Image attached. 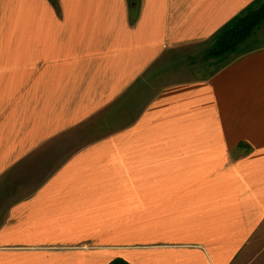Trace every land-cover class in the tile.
Masks as SVG:
<instances>
[{
    "label": "crops",
    "instance_id": "obj_1",
    "mask_svg": "<svg viewBox=\"0 0 264 264\" xmlns=\"http://www.w3.org/2000/svg\"><path fill=\"white\" fill-rule=\"evenodd\" d=\"M251 1L214 0L210 7L216 14L213 20L205 22L200 38H208ZM21 4L28 11V0H22ZM19 10V2L6 0L2 4L0 0V74L4 79L9 77L0 80L1 95L8 98L3 100L7 103L4 111L10 113L14 106L32 103L27 117H15L17 126L23 127L18 132L25 130L30 136H36L43 123L49 125L48 136L35 141L36 156L39 154L38 157L46 160L39 168L46 164L48 168L55 167L52 164L58 159L61 162L40 179L36 175L43 169L35 167L21 170L20 179L17 176L11 180L10 185L16 184L17 189L0 197L9 201L3 210L0 203V215H4L0 219V238L13 244H0V248L19 249L24 247L20 242L35 243L36 233L56 226L52 221L58 217H64L63 224L77 226L84 207L92 204L98 221L106 227L101 237L109 242L86 241L79 246L86 251L100 248L111 252L105 262L120 257L133 264H149L126 252L164 246L168 240L161 242L163 238L179 237L182 231H193L190 235L200 238L199 245L212 250L222 264H228L235 257V253L226 254L228 248H243L249 240L253 247H259L258 242L264 239V55L259 57L251 52L239 56L202 81L203 92H210V96L194 100L190 107L188 104L178 120L173 118L174 109L170 113L162 111L164 101L158 102V95L143 106L134 123L117 127L118 130L100 140L93 138L97 130L93 126L84 133L77 130L83 115L92 119L102 115L100 119L105 116L107 122L114 116L115 120L118 109L114 108L115 104L120 100V107H124L120 97L129 94L127 91L133 82L142 79L140 61L159 58L157 55L164 45L193 39L194 27L186 29L185 25L194 18V10L181 24L170 23L163 15L157 20L153 10H148L141 21V31L150 36L146 29L152 27L154 20L160 27V34L148 47L133 43L125 32L124 43L120 36L111 40L114 44L109 48L104 42L103 53L84 52L81 44L69 41L60 60L51 58V51L48 59L36 58L35 12L29 20ZM48 18L46 34L50 27L59 24L53 9ZM62 24L68 26V22ZM104 24L111 28L108 23ZM26 25L27 29L21 33V27ZM82 25L86 24L81 23V29ZM30 38L34 42L31 48ZM120 39L122 46L116 47ZM43 52L45 55V47ZM20 55L24 57L23 62H19ZM46 65L47 69H42ZM235 86L236 98L229 97ZM112 111L113 116H106ZM160 118L172 120L175 141L172 146L155 145L154 135L163 134L151 126L158 128ZM69 128L72 132L67 136L60 134ZM186 130L193 133L189 140L185 138ZM85 133L87 144H84ZM41 135L37 134L39 138ZM73 137L75 144L70 143ZM27 149L32 147L20 150ZM170 151V172L162 170L164 165L156 167L163 158L161 153ZM21 153L15 163L24 154ZM100 160L98 169L92 167L91 163L95 166ZM15 163L0 173L10 169L8 176L16 174L12 171ZM86 167H91L89 173H85ZM99 168L102 169L100 176L97 175ZM105 190L106 199L118 207L111 214L114 220L109 218L107 224L105 219L101 221L103 216L97 201L93 203L96 195ZM261 252L262 248L257 250L253 263L264 264L258 257Z\"/></svg>",
    "mask_w": 264,
    "mask_h": 264
},
{
    "label": "rangeland",
    "instance_id": "obj_2",
    "mask_svg": "<svg viewBox=\"0 0 264 264\" xmlns=\"http://www.w3.org/2000/svg\"><path fill=\"white\" fill-rule=\"evenodd\" d=\"M15 1L19 2L20 14L29 18V20L32 17V13L35 12L36 58L48 59L51 51L50 57H57L58 60H60L61 52L67 48V43L69 41L74 44H76V42L81 44L84 47V52L93 51L103 53L104 47L102 44L104 42L106 43L105 47L109 48L114 44L111 40L120 36L122 43H124L125 38H127L125 37V32L131 37L133 43H144L145 46L148 47L149 42L152 44L154 38L160 34V27L157 22L159 16H165L169 19L170 23L178 22L181 24V22L185 21L194 10V18L185 25L186 29L194 27L193 39L184 42L180 41V43L168 46L164 45L157 55L159 58H152L148 62H143V60L140 61V66H143L144 72L143 75L140 76L142 79L133 82L130 90L127 91L129 94L120 97V99L123 97L122 103L125 108L120 107V100L115 104L114 108H118L115 120L114 116L110 115L113 111L106 114V116H113L109 117L110 120L108 122L105 116V119H100L102 115H99V118H97L99 120L95 118L92 119L91 116L83 115L82 122L78 124L77 130H81L84 133V130L86 131L88 127L93 126L97 129L93 136L95 139L114 130H118L117 127H122L124 124L134 123L139 116V112L143 111V106L147 105L152 98H156L158 95L159 98L157 101H164L162 106L163 112L170 113L172 109L175 110V115L173 116L175 121L183 114L188 104L190 107L194 100L198 98H208L210 96V92H203L205 89L202 88V81L208 79L205 77L206 73L209 74L216 68V65L203 67L199 62V52L201 46H203V42L207 39V37L200 38L202 29L206 27L205 22L213 20L216 14L210 7L214 0H28L30 5L28 11L26 8L23 9L21 4L22 0ZM1 3H6V0H1ZM52 9L56 18L59 19V24L57 26L54 25L52 28L50 27V32L46 34V22L50 23V19H47V17L49 16V11ZM150 9L153 10V15L157 20H154L152 27L146 29L150 35L148 36L141 31V21L146 17L145 13ZM63 21L68 22V26L62 24ZM81 23L86 24L82 25L83 30L80 27ZM104 23H108L111 28L108 29ZM27 26L28 25L21 27V33L27 29L25 28ZM212 26L213 23L211 22L210 28ZM29 28L31 32V23L29 24ZM121 39L117 41L116 47L122 46ZM28 43H30L29 48H31L34 42L30 38ZM43 47H45L46 50L45 55ZM243 47L247 51L239 56L251 52V54L256 53L255 56L259 57L264 55V23L252 37L243 43L242 48ZM151 49L154 50V47L152 46ZM146 55L154 56L150 53ZM239 56H236L229 63H226L225 66H229V64L235 61ZM19 60V62H23L24 57L20 55ZM258 61L263 63L259 58ZM36 66L38 67L37 62ZM47 66L48 65L42 69H47ZM215 74L211 75L209 78ZM8 79L9 77L4 79L0 74V80ZM237 86H235L233 93H228L229 97L236 98L238 89L240 91L239 86L238 89H236ZM2 92L3 90L0 89V140H2L0 141V172L12 163H15L14 160L18 154H22L21 152L24 154L12 166V171L16 174H10L8 176L10 169L8 171L5 170L2 174L0 173V197L3 194L15 190L16 184L11 186L10 182L13 178L19 176L18 174H22V172H20L21 170L24 172L25 169L29 170L35 167L38 168L37 170L43 169L36 175L37 177L39 176L40 179V176L47 175V171H52L58 166L59 162H61L58 159L56 163L52 164L55 166L52 168H48V164L43 168H41L42 166L39 168L34 165L33 162L39 156V154L36 156L37 148L35 141L42 140L44 137L48 136L49 125L43 123L34 134L36 136L32 135L33 138L25 130L18 132L23 127L17 126L15 117H27L31 112L32 103H21L20 105L14 106L10 113H7L4 111V104L7 103H4L3 100L8 98L2 97ZM249 95L251 98V96H253L252 92ZM219 97L220 93H218L217 99ZM168 101L170 103H168ZM217 103L219 104V100H217ZM220 106L222 105L220 104ZM29 108L30 112L27 113ZM9 115L13 116L10 117ZM118 118L121 119L117 120ZM164 120L162 121V118L158 120V128H156L154 124L151 126L152 129H157L158 132L163 134L161 137H158V134L154 135L156 141L155 145L161 148L172 146V142L174 141L172 133L174 126L172 125V120ZM71 132L69 128L67 132L64 131L60 134H66L67 136V134ZM38 133L42 134L41 138L37 136ZM192 134L193 133H189V131L186 130V140H189ZM19 135H22V137H19ZM74 139L75 137L71 138L72 141L70 143H74ZM51 140H53V138ZM81 141L82 139L78 140V143ZM122 141L123 140L119 139V142ZM87 143L88 137H86L85 133L84 144ZM13 147L15 148L12 151L11 148ZM28 147H32V149L20 150ZM41 154H45V152ZM161 154L163 158L156 167L164 165L162 170L170 172V156H172V151ZM99 159H101V157H99ZM101 164V160L97 161L95 166L91 163L92 167H96V169H98ZM45 168L47 170H45ZM90 171L91 167L85 168V173H89ZM101 171L102 169L99 168V174L97 175L100 176ZM110 172L112 173L114 171L110 170ZM92 185L95 186L96 189H99L96 182H92ZM86 186L87 185H85V189ZM119 186L123 187L125 185L120 184ZM105 192L106 190L103 193H98L93 203L97 201L96 206L103 216V218L101 217V221L105 219L107 224L109 218V221L114 220L111 214L114 213V210L118 207L114 201L106 199ZM0 203L2 208L7 205L9 201L0 200ZM92 205L84 207L82 216H80V218H82L81 220L79 218L77 226L63 224L64 217H58L57 220L52 221V224H54L53 222L57 224L56 226L50 229L46 228V232L41 231L36 233L34 238L35 243L20 242V245L24 247L19 249H4L1 247L0 264H110L111 261L120 259L128 262L120 257L105 262V259L112 255L111 252L100 248H92L93 250L88 251L80 248L79 245L86 241L92 242L90 244L109 242L108 239L101 237L106 227L104 226L105 224L98 221L94 211L91 209ZM1 210H3V208ZM3 216L4 215H0V219H2ZM84 224L92 225L90 227H83ZM99 226L104 227H101L102 229L100 230L97 229ZM186 228L190 229L187 226ZM190 232L193 231H182L181 235L176 238H163L161 242L168 240L165 242L166 245L164 246L133 249L126 253H131V255L133 253L138 260L142 258L148 261L149 264H222L218 261L212 250L199 245V243H201L200 238L196 239L194 236L190 235ZM152 238L155 239L156 237L152 235ZM9 242L10 240H2L0 238L1 245L13 244ZM258 246L262 248V252L258 257L260 260L264 261V239L258 242ZM259 247H253L252 241L249 240L243 248L226 249V254L229 256L235 253V257H233L228 264H256L253 263V261L256 260L257 256L255 253L258 249L260 250Z\"/></svg>",
    "mask_w": 264,
    "mask_h": 264
},
{
    "label": "trees",
    "instance_id": "obj_3",
    "mask_svg": "<svg viewBox=\"0 0 264 264\" xmlns=\"http://www.w3.org/2000/svg\"><path fill=\"white\" fill-rule=\"evenodd\" d=\"M264 23V0H252L237 14L221 25L203 42L199 52V62L203 67L216 65V68L205 77L215 74L226 63L247 50L242 48L245 43ZM233 56V57H232ZM110 264H131L122 259L111 261Z\"/></svg>",
    "mask_w": 264,
    "mask_h": 264
},
{
    "label": "snow or ice",
    "instance_id": "obj_4",
    "mask_svg": "<svg viewBox=\"0 0 264 264\" xmlns=\"http://www.w3.org/2000/svg\"><path fill=\"white\" fill-rule=\"evenodd\" d=\"M33 163L35 166L39 167L45 164L46 160L41 156V157H38Z\"/></svg>",
    "mask_w": 264,
    "mask_h": 264
}]
</instances>
